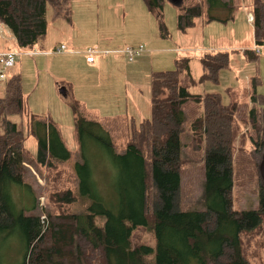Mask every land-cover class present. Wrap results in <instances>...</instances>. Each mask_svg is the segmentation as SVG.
I'll use <instances>...</instances> for the list:
<instances>
[{
  "label": "trees",
  "instance_id": "obj_1",
  "mask_svg": "<svg viewBox=\"0 0 264 264\" xmlns=\"http://www.w3.org/2000/svg\"><path fill=\"white\" fill-rule=\"evenodd\" d=\"M70 1L0 0V26L10 31L18 51L33 50L47 33L46 8H52L54 19L71 23ZM143 1L158 21L160 36L166 38L163 0ZM208 1L209 10L227 7L221 0ZM252 9L254 41L264 45V0H253ZM202 16L200 4L179 6L178 30L184 33L193 28ZM213 20L209 17V21ZM243 54L247 61L258 60L259 55L253 50H244ZM228 62L226 52L204 54L200 58L204 72L200 81L217 82L219 71L227 68ZM189 63L190 58L182 56L175 60L173 71L151 74V117L133 129L123 154L114 152L99 123L78 117L77 105H73L81 159L73 170L79 192L90 204L84 213H65L62 207L78 199L66 187V180L55 178L50 186L57 189L50 194L49 201L60 211L49 214L46 222L33 213L34 193L24 182L26 156L44 168L52 167L51 160L67 162L70 152L53 124L38 121L26 112L19 73H8L0 81L4 83V95L0 98V264L254 263L259 251L264 250V182L259 178L257 209L233 210L236 106L222 104L219 94H191L188 87L196 83ZM258 84V77L251 79V100L256 106L249 111V122L243 124L249 123L254 133L251 143L259 168L264 154V98L256 94ZM188 103L202 104V114L193 121L192 131L194 139L204 145L205 181L203 210L182 212L179 135ZM23 115L28 117L27 135L9 120L11 116ZM28 135L36 140L34 157L25 149ZM85 139L93 144L91 147L99 145L106 151L116 171L111 202L110 191L100 189L98 182L99 177H107V168L93 167L84 152ZM19 188L22 199L15 200L13 189ZM138 229L153 233V246L133 244ZM14 242H21L22 249L5 252V246ZM7 256L12 259L7 260Z\"/></svg>",
  "mask_w": 264,
  "mask_h": 264
},
{
  "label": "rangeland",
  "instance_id": "obj_2",
  "mask_svg": "<svg viewBox=\"0 0 264 264\" xmlns=\"http://www.w3.org/2000/svg\"><path fill=\"white\" fill-rule=\"evenodd\" d=\"M221 1L226 3V9L209 10L208 0H163L166 38L160 36L158 21L143 0H71V23L54 19L52 8H46L47 33L44 40L33 48L37 54L17 57L12 70L21 76L26 112L38 121L57 126L62 141L74 153L68 162L51 160L52 167L44 168L26 156L28 167L24 166V182L34 193L33 213L43 217V222L49 214L60 211L49 201L50 194L57 189L50 186L55 178L66 180V187L71 188L78 199L76 203L62 207L65 213H84L90 204V200L80 194L73 170L76 163H81L73 105H77L78 117L99 123L108 134L114 152L123 154L133 128H138L142 120L151 117V74L173 71L175 60L182 56L190 58V73L196 83L188 87L191 94H219L222 104L236 106L232 206L237 212L258 208L260 176L258 157L253 154L251 143L254 133L249 123L245 126L243 123L249 122V111L256 106L251 100L252 78L258 77L256 94L264 98V52L256 62L247 61L243 54L244 50L256 46L250 19L253 0ZM188 4H200L203 16L196 20L193 28L182 33L177 28L178 10L179 6ZM209 17L215 20L209 21ZM60 45L64 47L62 54H41ZM139 47L143 52L133 62H128L121 53L127 48ZM87 50L95 52L92 64L86 62L84 52ZM211 51L228 53V67L219 71L217 82H201L204 72L200 58ZM60 89L66 94L62 95ZM3 91L4 83L0 82V98ZM202 110V104L188 103L184 107L179 135V206L182 212L203 210L204 145L194 139L192 131V123L201 116ZM9 120L27 135V116H11ZM35 143V138L28 135L25 149L33 156L37 152ZM92 145L89 139H85V155L93 167L107 168V177H99L98 182L100 189L110 191L108 200H112L116 171L106 151L99 145ZM99 156L102 160L98 159ZM13 195L15 200H21L22 190L13 189ZM142 243L154 245L153 233L149 229L134 232L133 244ZM8 244L5 252L10 253L12 248V252L22 249L21 242L19 245L14 242L16 246ZM257 257L253 264L264 261V250L259 251Z\"/></svg>",
  "mask_w": 264,
  "mask_h": 264
},
{
  "label": "built area",
  "instance_id": "obj_3",
  "mask_svg": "<svg viewBox=\"0 0 264 264\" xmlns=\"http://www.w3.org/2000/svg\"><path fill=\"white\" fill-rule=\"evenodd\" d=\"M250 19L253 20L252 15L250 16ZM257 55H261L264 52V45H256L253 47L252 49ZM64 52V47L61 46L57 49H55L54 51L50 52V53H46L47 55H58V54H62ZM143 52V48L139 47L137 49H131V48H127L124 51H122L121 53L124 54L126 60L128 62H133L134 58L139 56L140 54H142ZM37 54V51L35 50H24V51H13V50H8L6 52H2L0 53V81H3L6 79V71L8 69H11L15 66L16 64V59L17 57L20 56H32ZM84 54L86 55V61L88 63H92L94 61L93 55L95 54L94 51L92 50H87L86 52H84ZM44 200H41V203ZM41 220L43 222L44 218L41 217Z\"/></svg>",
  "mask_w": 264,
  "mask_h": 264
},
{
  "label": "crops",
  "instance_id": "obj_4",
  "mask_svg": "<svg viewBox=\"0 0 264 264\" xmlns=\"http://www.w3.org/2000/svg\"><path fill=\"white\" fill-rule=\"evenodd\" d=\"M7 36V37H6ZM44 40V39H43ZM256 45V44H255ZM61 46H63V45H60L59 47H61ZM59 47H54V49L52 50V51H54L55 49H57V48H59ZM252 49V48H251ZM251 49H249V50H251ZM8 50H13V51H18L16 48H15V42H14V39H13V36H12V34L10 33V31L7 29V27H5L4 25H1L0 26V53H2V52H6V51H8ZM216 50V49H215ZM52 51H49V52H43V53H41V54H45V55H47L46 53H50V52H52ZM86 52V51H85ZM52 55H54V54H52ZM87 62V61H86ZM94 62V61H93ZM92 62V63H93ZM88 63V62H87ZM92 63H90V64H92ZM16 65V64H15ZM15 67V66H14ZM13 67V68H14ZM13 68H11V69H8L7 71H6V74H8V73H11L12 72V70H13ZM65 94H66V92H65ZM145 120V119H144ZM143 121V120H142ZM141 121V122H142ZM140 125V124H139ZM55 126V125H54ZM56 128H57V126H55ZM134 129V128H133ZM60 134V133H59ZM61 137V136H60ZM62 140V139H61ZM63 142V141H62ZM64 143V142H63ZM35 145H36V143H35ZM64 145H65V147H66V144L64 143ZM67 148V147H66ZM68 149V148H67ZM68 151L70 152V159H71V156H73V155H71V154H74L73 152H71L69 149H68ZM32 157H34L33 155H32ZM69 159V160H70ZM68 160V161H69ZM67 161V162H68ZM62 163H66V162H62ZM24 166H27L28 167V164L27 163H24ZM30 168V167H29ZM31 169V168H30ZM35 170V169H34ZM35 172V171H34ZM35 174V173H34ZM36 177H38V175H36ZM38 180L40 181V177H38Z\"/></svg>",
  "mask_w": 264,
  "mask_h": 264
},
{
  "label": "water",
  "instance_id": "obj_5",
  "mask_svg": "<svg viewBox=\"0 0 264 264\" xmlns=\"http://www.w3.org/2000/svg\"><path fill=\"white\" fill-rule=\"evenodd\" d=\"M60 92L62 95H65L64 89H60ZM259 174H260V178L264 182V154L262 156V160H261V163L259 165Z\"/></svg>",
  "mask_w": 264,
  "mask_h": 264
}]
</instances>
